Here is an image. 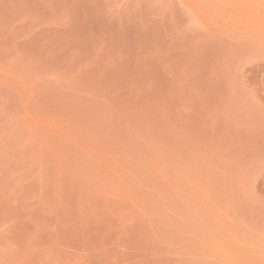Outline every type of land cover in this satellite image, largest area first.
<instances>
[{"label": "rangeland", "instance_id": "374dc122", "mask_svg": "<svg viewBox=\"0 0 264 264\" xmlns=\"http://www.w3.org/2000/svg\"><path fill=\"white\" fill-rule=\"evenodd\" d=\"M0 264H264V0H0Z\"/></svg>", "mask_w": 264, "mask_h": 264}]
</instances>
